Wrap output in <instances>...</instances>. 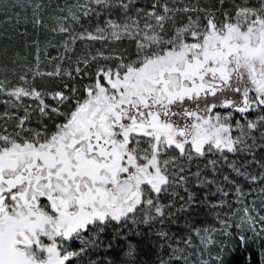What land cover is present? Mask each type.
I'll use <instances>...</instances> for the list:
<instances>
[{
    "label": "snow or ice",
    "instance_id": "obj_1",
    "mask_svg": "<svg viewBox=\"0 0 264 264\" xmlns=\"http://www.w3.org/2000/svg\"><path fill=\"white\" fill-rule=\"evenodd\" d=\"M0 98V264H264V0H0Z\"/></svg>",
    "mask_w": 264,
    "mask_h": 264
},
{
    "label": "rangeland",
    "instance_id": "obj_2",
    "mask_svg": "<svg viewBox=\"0 0 264 264\" xmlns=\"http://www.w3.org/2000/svg\"><path fill=\"white\" fill-rule=\"evenodd\" d=\"M141 2H142V0H141ZM42 35H44V34L42 33ZM52 54H53V52H52ZM42 70H44V71H50V70H52V69L46 66V67H45L44 69H42ZM0 99H2V98H0ZM2 110H3V105L0 104V111H2ZM21 114H22V112H21ZM209 158H215V157H209ZM203 162H205V161H203ZM203 162H201V167H203V165H204ZM195 170H196V169H194L193 171H195ZM223 174H230L232 177L235 176L234 173H231V172H230V170L226 167V165L223 167V172H222V174H221L220 176H217L216 179H217L218 181H221V182H222V176H223ZM210 178H211V177H210ZM240 181L243 183L244 192H245V193L249 192V191L251 190V186L248 185L246 182H243V181H242V178H240ZM206 189H208L206 192H214V191H215V187H214V186H209V187L206 188ZM202 190H205V189H202ZM226 190H228V189L226 188ZM257 190H258V189H257ZM198 192H200V190H199ZM230 192H231V194H230V196L228 197V199L234 203V201H235V189L232 188V189L230 190ZM198 195H199V194H198ZM253 195H255V194H253ZM199 196H200V195H199ZM203 196H204V194H203ZM203 196H202V198H203ZM218 199H219V195H217V197L211 198L212 202H215V201L218 200ZM252 199H253V196H247V197H246V200H247V201H251ZM242 206H243V205H239V207H242ZM203 213H204V215H203V216L200 215V217H199V223L197 224L198 227H199V226L210 225V224H213V223H214V221H213V214H208L206 208L203 209ZM216 226L218 227V225H216ZM231 231H232L233 233H235L236 230L233 228V229H231ZM237 242H238V241H233V244L236 245L235 248H238V249H239V247H240V248L242 249V247L239 246V243H237ZM196 243H199V241L196 240ZM259 243H260V241H257L256 243H251V242H250V245H251L250 250H251V251H256V252H258L257 244H259ZM235 248H234V249H235ZM239 250H240V249H239ZM247 252H248V251H247ZM231 253H232V251H230L228 254H226V256H225V258H224V264H225L226 259L229 257V255H230ZM213 254H215V250H213ZM256 256L259 258V255H258V254H257Z\"/></svg>",
    "mask_w": 264,
    "mask_h": 264
},
{
    "label": "trees",
    "instance_id": "obj_3",
    "mask_svg": "<svg viewBox=\"0 0 264 264\" xmlns=\"http://www.w3.org/2000/svg\"><path fill=\"white\" fill-rule=\"evenodd\" d=\"M56 2H59V3H63L64 0H53V3H56ZM48 37H46L45 35H42L40 36V39L41 41L43 42L44 40H46ZM82 47V46H80ZM79 50V49H78ZM53 55H55V52H53ZM231 159H235V157H231L230 155V160ZM203 162V161H202ZM203 163H206L203 162ZM195 167H193L192 170H194ZM208 189L205 188V190H200V192H198V194L200 195V197L202 198L203 194H205V192L207 191ZM182 195H186L185 193L181 192ZM164 202L166 203L167 200L165 199ZM204 213H203V210L201 211V216H203ZM175 230V229H174ZM110 231V230H109ZM238 243V242H237ZM240 249V250H239ZM238 248H235L232 253L229 255V257L226 259L225 261V264H246V259L249 255V252L245 251L243 248L241 249L240 247ZM255 262L256 264H259V258L256 256L255 257Z\"/></svg>",
    "mask_w": 264,
    "mask_h": 264
},
{
    "label": "flooded vegetation",
    "instance_id": "obj_4",
    "mask_svg": "<svg viewBox=\"0 0 264 264\" xmlns=\"http://www.w3.org/2000/svg\"><path fill=\"white\" fill-rule=\"evenodd\" d=\"M23 114V113H22ZM33 126H35V124H33Z\"/></svg>",
    "mask_w": 264,
    "mask_h": 264
}]
</instances>
